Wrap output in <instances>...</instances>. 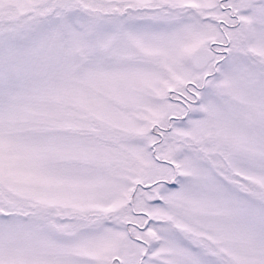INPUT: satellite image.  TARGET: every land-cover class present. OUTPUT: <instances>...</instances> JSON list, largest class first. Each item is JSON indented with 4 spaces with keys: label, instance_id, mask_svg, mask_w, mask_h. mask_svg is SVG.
<instances>
[{
    "label": "snow or ice",
    "instance_id": "6c2138e0",
    "mask_svg": "<svg viewBox=\"0 0 264 264\" xmlns=\"http://www.w3.org/2000/svg\"><path fill=\"white\" fill-rule=\"evenodd\" d=\"M0 264H264V0H0Z\"/></svg>",
    "mask_w": 264,
    "mask_h": 264
}]
</instances>
